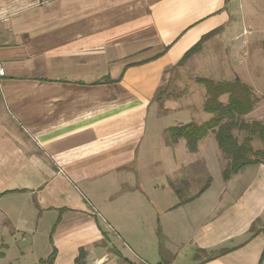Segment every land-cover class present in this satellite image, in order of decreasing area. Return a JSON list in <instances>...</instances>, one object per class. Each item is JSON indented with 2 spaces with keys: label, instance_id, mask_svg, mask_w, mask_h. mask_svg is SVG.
<instances>
[{
  "label": "crops",
  "instance_id": "crops-1",
  "mask_svg": "<svg viewBox=\"0 0 264 264\" xmlns=\"http://www.w3.org/2000/svg\"><path fill=\"white\" fill-rule=\"evenodd\" d=\"M234 5L0 0V216L17 249L54 248L52 264L81 249L83 264H264V163L224 179L212 132L195 151L169 136L211 114L195 123L190 103L158 97Z\"/></svg>",
  "mask_w": 264,
  "mask_h": 264
},
{
  "label": "rangeland",
  "instance_id": "rangeland-1",
  "mask_svg": "<svg viewBox=\"0 0 264 264\" xmlns=\"http://www.w3.org/2000/svg\"><path fill=\"white\" fill-rule=\"evenodd\" d=\"M235 3L229 23L208 36L201 43L200 49L192 53L182 64L172 68L168 85L158 96L161 109L167 101L174 105L179 103L181 98V104H191L192 119L195 123L205 121L209 118V115L202 111L206 90L196 78H207L212 81H230L238 78L251 88L258 99L251 116H244L243 119L250 121L256 118L264 123V0H235ZM220 100L225 103L226 95ZM196 114L201 116L198 117ZM233 133L239 140L245 134L238 130H234ZM259 142L257 139L252 140L253 149L261 146ZM3 205L7 207L8 202ZM1 219L0 216L2 241L16 245L15 248H11L10 245L9 249H5L7 245L1 244L0 252L4 254L0 257V264H37L38 259H46L49 256L50 252L46 254L45 249L35 250L31 247L28 249L25 245H29L30 240L21 243L25 249H17L16 240L19 237L14 238L7 223H2ZM39 232L36 234L43 235ZM25 236L30 237L28 234Z\"/></svg>",
  "mask_w": 264,
  "mask_h": 264
},
{
  "label": "trees",
  "instance_id": "trees-1",
  "mask_svg": "<svg viewBox=\"0 0 264 264\" xmlns=\"http://www.w3.org/2000/svg\"><path fill=\"white\" fill-rule=\"evenodd\" d=\"M213 32L215 30L203 35L197 43L183 54L177 64H182L192 53L198 51L201 43ZM196 81L205 87L206 95L203 110L211 114V117L199 125L191 122L182 126L171 127L169 129L170 138L175 141L179 137H183L186 140L188 149L195 151L199 139L212 132L219 150L227 160L222 172L224 179H227L244 166L264 163V124L258 120L247 121L243 119L258 102L251 88L238 78L230 81H212L211 79L199 77L196 78ZM223 95H226L225 103L220 100ZM234 130L245 133L241 140L234 135ZM253 139L260 141L261 148L253 149L251 145ZM208 183L209 181L202 187L201 191ZM5 193L6 191L0 194ZM53 229L54 226L51 228V232ZM256 232L264 234V223L261 228L255 230ZM3 254V252H0V257ZM54 256L55 249L52 248L49 256L46 259H40L37 264H52ZM76 261L78 264H83L84 252L82 249Z\"/></svg>",
  "mask_w": 264,
  "mask_h": 264
},
{
  "label": "built area",
  "instance_id": "built-area-1",
  "mask_svg": "<svg viewBox=\"0 0 264 264\" xmlns=\"http://www.w3.org/2000/svg\"><path fill=\"white\" fill-rule=\"evenodd\" d=\"M4 75V67L3 65L0 63V77Z\"/></svg>",
  "mask_w": 264,
  "mask_h": 264
}]
</instances>
